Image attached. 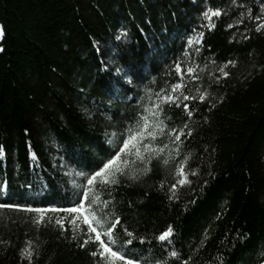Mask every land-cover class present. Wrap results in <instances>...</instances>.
<instances>
[{"label":"trees","instance_id":"trees-1","mask_svg":"<svg viewBox=\"0 0 264 264\" xmlns=\"http://www.w3.org/2000/svg\"><path fill=\"white\" fill-rule=\"evenodd\" d=\"M0 29V264H105L80 200L140 264H264V0H0Z\"/></svg>","mask_w":264,"mask_h":264},{"label":"snow or ice","instance_id":"snow-or-ice-1","mask_svg":"<svg viewBox=\"0 0 264 264\" xmlns=\"http://www.w3.org/2000/svg\"><path fill=\"white\" fill-rule=\"evenodd\" d=\"M206 17H208V13H204ZM213 14L218 15L219 11H215ZM191 42V40H190ZM198 42V41H197ZM177 69L179 70V64L177 65ZM189 72L192 71V69H188ZM222 71V70H221ZM225 75H227V73H224ZM180 87L179 85H173V88H178ZM161 99H164V97H161ZM168 100H171L172 97L169 96L167 97ZM201 99H203V96H201ZM185 108H187V105H185ZM189 115H191V112L188 113ZM145 126H146V122H145ZM127 138L123 140V146L119 148V151H117L115 153V155H112L110 159L107 160L106 163H103V166L99 169V171H96L92 174L91 177L87 178L88 179V184H92L94 179L96 177H99L101 175H104L106 177H114L117 173L123 174V169H121L118 166V161L120 163H127L126 160H123V158L121 157L122 153L126 154V150L129 148L130 145L133 144V142H136L138 144L139 140H141L143 138V132L141 130V125L137 124V126L135 128H129L127 129ZM190 133V130H189ZM179 138V137H177ZM146 147V146H145ZM3 155V148L0 147V156ZM139 155V153H138ZM143 159V157H141ZM183 174V173H182ZM135 178V177H133ZM108 183H115L117 181L115 180H110V181H106ZM180 184L185 183V180L181 179L179 181ZM176 185H173V188H175ZM85 194H89L90 190L85 188L84 189ZM171 198V197H170ZM85 201L84 200H80V204L77 207H73V208H69L66 209V211L69 212H75V213H86L84 215V222L86 224L89 225V227L91 228V231L93 233L96 234V240L99 241L100 240V233L97 231V229L95 227H92V224H98V225H102L103 221L102 219H95L93 217V212L91 210V202H89L88 207L85 208ZM3 206V205H0ZM8 207H15V208H23L25 206L23 205H8ZM28 210L30 211H41V209H31L30 206L28 208ZM111 228L108 230V233H105V235H108V239L112 242V244L116 243V240L114 238V236L109 235V233H111ZM171 235V228H169L167 231L161 233L158 237V239L160 241H165L166 238L168 236ZM128 236H132V233H128ZM85 243H88V241H85ZM125 243H131V241H125ZM100 246L103 248V251H100L99 253H97L96 251H93L91 253L92 256H97L99 255L101 258H103L105 264H116L117 261H123L124 264H140L139 260H133V259H129L127 257V255L122 254L120 251L118 250H113L112 247H109L107 244H104L103 241H101ZM81 247H84V245L82 244ZM171 255L175 256L176 253L173 252L171 253ZM28 257H29V264H30V260H31V252L28 253Z\"/></svg>","mask_w":264,"mask_h":264},{"label":"rangeland","instance_id":"rangeland-1","mask_svg":"<svg viewBox=\"0 0 264 264\" xmlns=\"http://www.w3.org/2000/svg\"><path fill=\"white\" fill-rule=\"evenodd\" d=\"M0 38H1V29H0ZM155 121H153V122H151V123H148L147 124V126L142 130V132H143V138L142 139H144L145 137H149V136H151L152 135V133H153V131H155V130H157L156 129V127H158L157 126V124H155L154 123ZM139 140V142H138V144L136 143V142H133V144L131 145V148L130 149H128L127 150V153H130V152H132V151H134V159H138L139 157H138V153L140 152V150H148V147L146 146V143H145V146L144 147H142L143 146V144H144V142H143V140ZM118 166L120 167V168H124L125 166H124V164L123 163H120L119 161H118ZM122 168V169H123ZM99 178L100 179H102V180H106V179H109V178H112V177H106V176H104V175H101V176H99ZM77 214V216H78V218L84 223V224H86L85 222H84V215L86 214V213H76ZM88 225V224H87ZM88 227H89V225H88ZM89 229L91 230V228L89 227ZM95 234V233H94ZM95 237H96V234H95ZM101 236H100V240H99V242L101 243ZM101 251H103V248L101 247ZM116 264H124V262L123 261H117L116 262Z\"/></svg>","mask_w":264,"mask_h":264}]
</instances>
